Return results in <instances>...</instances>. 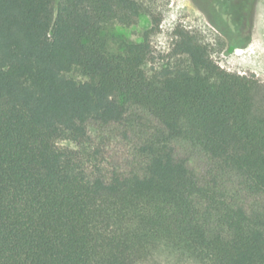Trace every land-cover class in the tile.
<instances>
[{
	"label": "trees",
	"instance_id": "obj_1",
	"mask_svg": "<svg viewBox=\"0 0 264 264\" xmlns=\"http://www.w3.org/2000/svg\"><path fill=\"white\" fill-rule=\"evenodd\" d=\"M142 9L0 0V264H264V86L182 32L149 77Z\"/></svg>",
	"mask_w": 264,
	"mask_h": 264
},
{
	"label": "rangeland",
	"instance_id": "obj_2",
	"mask_svg": "<svg viewBox=\"0 0 264 264\" xmlns=\"http://www.w3.org/2000/svg\"><path fill=\"white\" fill-rule=\"evenodd\" d=\"M137 1L143 9L136 23L113 24L107 32L115 46L148 40L151 55L143 68L149 77L177 66L190 70L189 58L174 52L182 32L204 44L221 69L253 77L264 86V0H255L241 24L237 15L241 0ZM70 76L83 80L78 71Z\"/></svg>",
	"mask_w": 264,
	"mask_h": 264
},
{
	"label": "flooded vegetation",
	"instance_id": "obj_3",
	"mask_svg": "<svg viewBox=\"0 0 264 264\" xmlns=\"http://www.w3.org/2000/svg\"><path fill=\"white\" fill-rule=\"evenodd\" d=\"M241 10H240V16L242 17H248L250 16V13L252 12L251 8L254 7L255 0H241Z\"/></svg>",
	"mask_w": 264,
	"mask_h": 264
}]
</instances>
